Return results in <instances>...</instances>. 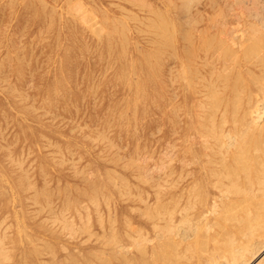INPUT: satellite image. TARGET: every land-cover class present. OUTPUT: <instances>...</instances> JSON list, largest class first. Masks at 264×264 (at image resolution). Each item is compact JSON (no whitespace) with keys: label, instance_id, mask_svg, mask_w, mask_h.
<instances>
[{"label":"rangeland","instance_id":"rangeland-1","mask_svg":"<svg viewBox=\"0 0 264 264\" xmlns=\"http://www.w3.org/2000/svg\"><path fill=\"white\" fill-rule=\"evenodd\" d=\"M74 1L0 0V239L13 241L0 264H87L91 230L123 227L133 199L153 193L165 151L157 131L158 21L192 14L220 36L252 21L264 29V0Z\"/></svg>","mask_w":264,"mask_h":264},{"label":"bare ground","instance_id":"bare-ground-1","mask_svg":"<svg viewBox=\"0 0 264 264\" xmlns=\"http://www.w3.org/2000/svg\"><path fill=\"white\" fill-rule=\"evenodd\" d=\"M255 5H251L253 12L262 4ZM203 21L192 14L177 15L154 26L157 131L160 150L165 149L156 173L160 179L151 186L153 193L142 192L133 199L130 208L135 205L136 211L125 212L123 227L108 222L111 226L100 224L99 231L91 230V263L87 264H264V29L254 20L244 30L238 29L240 33L231 28L220 36ZM122 29L128 30L124 23ZM12 244L5 246L0 239V258H7Z\"/></svg>","mask_w":264,"mask_h":264}]
</instances>
